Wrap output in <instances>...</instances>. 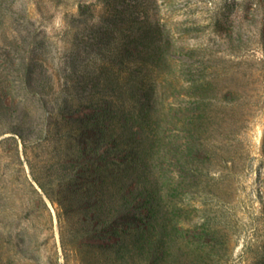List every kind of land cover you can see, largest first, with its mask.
<instances>
[{"label": "rangeland", "instance_id": "obj_1", "mask_svg": "<svg viewBox=\"0 0 264 264\" xmlns=\"http://www.w3.org/2000/svg\"><path fill=\"white\" fill-rule=\"evenodd\" d=\"M60 219L70 264H264V0H0V264Z\"/></svg>", "mask_w": 264, "mask_h": 264}, {"label": "trees", "instance_id": "obj_2", "mask_svg": "<svg viewBox=\"0 0 264 264\" xmlns=\"http://www.w3.org/2000/svg\"><path fill=\"white\" fill-rule=\"evenodd\" d=\"M7 5L10 8L11 4L7 3ZM156 29L159 30L160 28L158 27ZM151 31H152V29L145 30L144 32L146 33V37H144L145 33L142 34V37H140V41L141 42H143V41L147 42V39L149 38L148 35H151ZM78 38H79V36L78 37L76 36V40H78ZM163 57H164V55H163ZM165 57L166 58H171L172 54L170 52H167L165 54ZM148 62L150 64H153L154 61H153V59L150 58V61H148ZM27 66H30V64L27 65ZM25 74L27 76V73H25ZM59 223H60V227H61V231H60V245H61V249H62V251L64 253V261H65L64 264H70L71 261H72L71 252L77 250L76 247H75L76 245H73L71 237L67 234V232L65 231V229H64V227H63V225L61 223V219L59 220ZM18 241H19V246H22V247H20V253H24L27 249H31L32 248V245H31L32 243L31 242L27 243V241H26V239L24 237H21Z\"/></svg>", "mask_w": 264, "mask_h": 264}]
</instances>
